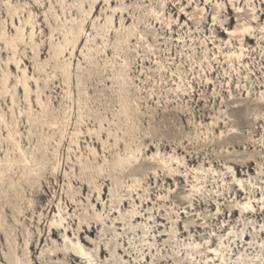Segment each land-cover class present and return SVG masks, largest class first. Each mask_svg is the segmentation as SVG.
I'll list each match as a JSON object with an SVG mask.
<instances>
[{
	"label": "rangeland",
	"instance_id": "rangeland-1",
	"mask_svg": "<svg viewBox=\"0 0 264 264\" xmlns=\"http://www.w3.org/2000/svg\"><path fill=\"white\" fill-rule=\"evenodd\" d=\"M216 2L221 9L213 21ZM192 4L206 9L200 23ZM234 4L240 16L229 0H0L1 39L20 28L24 34L14 57L0 40V88L4 74L8 89L0 95V113L29 161L35 158L36 170L29 176L16 170L0 182V264H264V108L255 109L264 87V0ZM151 8L162 10V24L144 28ZM244 20L254 30L238 76L240 69L230 72L217 46L225 53L224 28ZM131 25L143 43L135 35L123 44ZM79 28L81 40L70 55ZM203 42L217 92L194 80ZM58 45L66 48L61 55ZM104 46L106 52L97 54ZM115 51L126 57L125 72ZM23 72L30 106L18 83ZM170 72L196 83L189 106L187 100L174 103ZM125 101L132 106L127 121ZM256 114L263 118L258 124L252 123ZM6 134L2 126L1 136ZM7 151L13 158L0 138L1 159ZM169 157L177 160L165 168L160 159ZM195 177L201 186L192 192ZM115 192L123 196L119 202ZM244 203L252 208L243 211ZM59 208L65 230L56 227L52 234ZM65 236L79 241L92 262L70 257Z\"/></svg>",
	"mask_w": 264,
	"mask_h": 264
},
{
	"label": "bare ground",
	"instance_id": "bare-ground-1",
	"mask_svg": "<svg viewBox=\"0 0 264 264\" xmlns=\"http://www.w3.org/2000/svg\"><path fill=\"white\" fill-rule=\"evenodd\" d=\"M204 1H205V3H208L210 0H204ZM229 1H230V6H231L230 10H232L237 16L238 15L240 16L242 13V9L240 7H237L234 4L235 0H229ZM189 6H190V3L188 2V6L181 10L183 12L182 14H187V9ZM192 6H194V8L192 7L194 12H196V11L199 12V16L197 17V22L200 23L201 17L205 14L206 9H205V7L198 8V6L196 4L195 5L192 4ZM214 6H215V14H213V21L216 20V17H215L216 12H218L221 9V6L217 2L215 3ZM251 12H253V9L251 10ZM161 13H162V10H155L152 8L148 9L146 11V14H145L146 18L143 21L142 26L144 28H146L147 26H150V25L152 26L153 23H155V26H157L159 24L161 25L162 20H163L162 19L163 15ZM88 16H89V14H88ZM188 16L190 17V15H188ZM248 19L250 20V22H254L256 20V17L254 14H252L251 17H249ZM189 20L191 21V17ZM108 23L110 24L109 28H111V26H112L111 19H110V21H108ZM25 24H29V21H25ZM166 26L169 27L168 24H166ZM109 28L107 26L106 32L109 31ZM134 30H136V28L133 25H131L130 28L128 27L126 29V34L124 35L123 40H122L123 44H129L130 41L134 40L135 35H137L136 39L139 40L140 42L142 41V43H143V41H144L143 35L135 33L136 31H134ZM169 30H171V29H169ZM252 30H254V27L251 25V23L246 22L245 20L242 22L240 21L239 24L234 29H225L224 28L225 35L228 37V42L226 43V49H228V50L225 53H223V52H221L220 46H217V50L219 51L218 53L221 56H223V59L227 60L226 63L229 65L230 72H232V71L237 72V70L240 69V71L237 72L238 76H241V74H242L241 69L245 68L244 66H246V59L247 58H245L246 57L245 56V49H246L245 43L250 42L252 40V38H251V36L253 35ZM259 30L261 32H263L264 27H259ZM82 32H83V29L79 28L77 30V32L73 35L72 40H71L72 50L70 52V55H73L74 49L76 48L75 45H76L77 41L81 40V33ZM2 37H3V34L0 33V40L3 41L5 48L10 49L12 51V56L14 57V55H15L14 52H15L16 46L18 45L17 43L22 42L23 38H24L23 28H20L16 32V35L13 37L1 39ZM29 37L30 38L33 37V27L30 31ZM181 39L182 38L177 39V41L180 44L184 43L183 40H181ZM235 40L238 42V46L234 49V48H232L233 47L232 42ZM65 42L67 43V45H65L67 47L70 43V40H65ZM122 42H121V45H123ZM103 43H105V40H103ZM201 44L202 45L200 46V48L202 49V58L200 61L194 62L196 65L195 68L198 69L196 72V75L194 73V70H193L194 68L192 65L190 66V71L192 72V70H193V75L195 76L194 80L196 81L198 79L197 86H199L200 89H202L203 87L205 89L206 88L210 89V87H213V91L217 92V88H215L214 82H212V78L210 77L211 75L214 74L215 71L214 70L212 71V68H213L212 63L210 62L209 57H208V45H206L204 42ZM212 44L214 45V43H212ZM146 47L150 49V45H147ZM57 49H58L57 55H61L66 48L61 46V45H58ZM101 49H102V47H101ZM105 52H106V49L104 46L103 51H97V54H100V53L104 54ZM149 52L153 53L151 50ZM115 55L122 60L121 61L122 65H120V68H121V70H123L125 72L126 68L128 67V65L126 63V57L120 56V51L119 52L115 51ZM152 56L154 58L153 61H154L155 65L159 66V67H157V69H158L159 73L161 72L160 75H164L165 73H167L165 71V68L162 67V64L158 63L157 57L155 56V53H153ZM213 56L215 57L214 61L218 62V58L216 57L217 56L216 52L213 54ZM236 63L238 65V69L235 68ZM15 65L18 67L17 61H15ZM204 65L207 66V71L204 68ZM248 70H250V69L245 70V72H247ZM122 74H118V75L122 76ZM161 77L163 78L164 76H161ZM161 77H160V79H161ZM166 78H170L171 81L174 82L175 88L170 89L174 103H176V102L177 103H184V101L187 100L188 102H186L185 106H189L190 102H192V99L196 96V89L194 90V84L196 85V83L193 80L191 81L190 77L187 76V74L181 75L178 73V74L174 75L173 72H170L169 75H166ZM199 80H201V85H200ZM26 81H27V79L25 77V72H23V80L20 79L18 81V83L20 84V87L23 91L24 101L27 102L28 106H30V100L29 99H30V94L32 91L30 90L29 85ZM6 83H7V76L3 74V77L1 79V88H0V95L1 96H5L8 93ZM116 83L118 84V82H116ZM121 83H124V78L121 79V82L119 81L120 85H121ZM262 88L264 89V87H261L260 89L262 90ZM200 89L198 90V92L200 91ZM14 90H16V86L14 87ZM231 90H232V83L228 82V85L226 86V91H228L230 96L232 95ZM235 90H236V92H242V89H240L239 87L236 88ZM261 90L258 92L259 96L257 99V103L255 104V109L264 108V90L263 91H261ZM199 100L202 101L201 99H199ZM11 103H13V99H11ZM123 104H124V110L122 111L121 114L124 115V121H127V120H129V117L132 114V113H129L132 106H129L128 101H125ZM36 105L39 108H41V104H40L39 100H36ZM203 113L207 114L208 112L203 111ZM178 116L184 117L185 115L179 113ZM125 117H127V118H125ZM258 117H259V115L256 114L255 119H252V123L255 124L257 122V124H258L261 121H263L264 117L261 119ZM206 118L207 117H205V116L201 117V119H206ZM247 124H248V128H249L250 127L249 125L251 123L248 121ZM52 125H54V124H52ZM2 126L4 127V129L7 132L5 137L1 136ZM256 131L257 130H252L250 135H252ZM125 134L127 136L131 137L133 135V132L129 128L128 131L125 132ZM17 135H18L17 131L13 130V128L7 123L5 118L0 113V138L3 139V141H5L7 145H9V150L14 155V157L12 158L11 155L10 156L8 155V151H7L6 154L4 155V158L3 159L0 158V182L4 178L10 179L11 175H14L16 173V170H19V172L21 174H23L24 176L36 174V170L34 169V167L32 165V162H35V158L31 157L32 161H29L28 155L26 153H24V151L22 150V148L20 146V142H18V140L16 138ZM130 157L135 158L132 152L130 153ZM129 159L130 158H126L125 160L129 161ZM160 160H161L160 161L161 165H163L166 168L168 163L173 162L177 159L169 157L167 160L166 159H160ZM249 165H250V163L248 164V167H249ZM44 166L45 165L43 164V167ZM228 169H230V168L228 167ZM213 173H214V171H213ZM199 180H200V178L195 177L196 185H191V191L192 192H197L200 190L201 183H199ZM234 181H237L240 183V181L237 179ZM128 188L132 189L131 186H128ZM111 196L113 198H115L116 202H119L123 198V196L118 192H115ZM241 207H242L243 211H247V210H250L252 208L250 203H244V204H242ZM132 214H134V213H132ZM54 218H58V220L53 219L51 221L50 226L53 227L51 229L52 234L54 233V231H55L54 228H56V227H62L65 230V227L63 226V221H65V218L62 215V210L60 208L58 209V213H57V215H55ZM64 239H65L66 244H68L67 246H69V248L66 246V251H69V250L72 251V254L69 253L70 257H73L75 259L78 257H81L82 259H86L87 263L92 262L91 261L92 256L90 255V253L88 251H86L81 246L79 241L73 242L67 236H65ZM246 241H247V239L245 237L243 242H246ZM244 246H246V244H244ZM105 251L106 250L101 249L100 253L102 254ZM210 253L214 254L215 257H218V251L216 249H211ZM219 260L222 261L223 259L220 257Z\"/></svg>",
	"mask_w": 264,
	"mask_h": 264
}]
</instances>
